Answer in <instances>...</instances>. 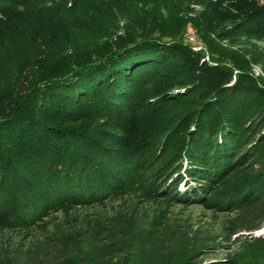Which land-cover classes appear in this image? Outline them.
<instances>
[{
	"label": "trees",
	"instance_id": "1",
	"mask_svg": "<svg viewBox=\"0 0 264 264\" xmlns=\"http://www.w3.org/2000/svg\"><path fill=\"white\" fill-rule=\"evenodd\" d=\"M15 2L0 0V42L13 20V11L2 4ZM191 2L201 7L193 16L187 15ZM155 7L145 6L140 18H129L121 35L113 38L110 28L103 44L88 43L77 51L69 48L13 76L0 95L2 227H38L34 224L50 212L62 211L63 205L104 202L119 188L136 183L177 202L207 204L216 186L230 181L229 175L222 177L226 171L254 159L256 148L264 144V105L254 111L247 127L255 132L254 139L245 143L239 122L234 118L232 123L226 113L232 108L225 101L231 91L226 87L231 71L216 61H205L184 43L183 35L187 23L207 43L212 33L264 35V3L163 0L161 14ZM232 18L237 19L235 27L234 22L219 27ZM94 48H98L94 53L83 52ZM157 75L168 76L183 91L173 98L201 102L177 120L167 138L134 140L97 129L131 128L128 108L142 103L140 84ZM234 82L235 89L256 86L247 74L236 75ZM94 116L101 118L98 126L88 121ZM253 182L229 187L213 202L232 206L229 196L235 194L239 201L264 204V168ZM63 225L65 229L39 235L36 244L15 241L9 234L0 240V264H163L152 255L137 262H115L113 257L123 252L125 240L131 248L152 240L149 229L136 231L121 215L104 224L92 221L88 241L89 235L80 234L76 221L66 219ZM254 264H264V250Z\"/></svg>",
	"mask_w": 264,
	"mask_h": 264
},
{
	"label": "rangeland",
	"instance_id": "2",
	"mask_svg": "<svg viewBox=\"0 0 264 264\" xmlns=\"http://www.w3.org/2000/svg\"><path fill=\"white\" fill-rule=\"evenodd\" d=\"M21 1L2 4L13 11V20L6 29L5 40L0 42V95L10 85L16 72L36 65L41 59L44 61L61 55L69 48L77 51L88 43L103 44L104 34L110 28H114L113 38L121 35L127 20L140 18L145 6H156L154 10L161 14L159 9L163 0ZM257 2L264 3V0ZM200 10L198 3L191 2L187 15L193 16ZM235 20L232 18L219 27L224 28L232 22L235 27ZM210 39L209 43L201 40L191 24H186L184 43L201 53L208 63L216 61L231 71L232 79L226 84L227 90L231 91L226 94L225 101L232 108L226 109V113H230L232 123L234 118L239 122L241 132L247 137L244 142L248 143L254 139L255 133L247 128L251 127L249 122L254 117V111L257 113L264 105V35L233 31L220 37L212 33ZM97 49L83 52L94 53ZM162 55L165 59L166 55ZM238 74L250 75L256 86L235 89L234 81ZM175 84L163 75L153 76L141 83L138 92L142 103L128 108L131 128L110 127L103 130L97 127V119H101L99 116L88 121L96 123L97 129L104 134H122L134 140L156 136L167 138L169 129L174 128L177 120L201 105L199 101L193 104L189 97L173 98V94L183 93ZM209 99L213 100V97ZM252 156L254 159L245 167L232 168L224 173L222 177L229 175L230 181L216 186L213 196H207V204L177 202L136 183L119 188L104 202L86 206L63 205L62 211L50 212L34 224L38 227L9 229L0 225V240L11 234L15 241L23 239V242L36 244V240L41 239L39 235L65 229L67 225L63 224L69 219L77 222L75 227L80 228L84 238L89 235L86 236L88 241L93 232L92 221L104 224L118 214L129 219L130 226L136 231L140 227L149 229L152 240L139 241L134 248L125 240L123 252L113 257L116 263L126 260L137 262L152 255L163 264H254L264 250V204L254 205V199L239 201L235 194L229 196L234 201L232 206L213 202L229 187L236 189L248 181L254 184L256 174L264 168V144L256 148Z\"/></svg>",
	"mask_w": 264,
	"mask_h": 264
}]
</instances>
